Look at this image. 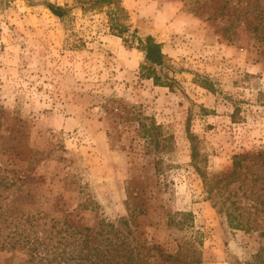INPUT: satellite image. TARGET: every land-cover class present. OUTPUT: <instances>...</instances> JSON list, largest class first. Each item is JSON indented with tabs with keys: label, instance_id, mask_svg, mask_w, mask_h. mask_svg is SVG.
<instances>
[{
	"label": "rangeland",
	"instance_id": "rangeland-1",
	"mask_svg": "<svg viewBox=\"0 0 264 264\" xmlns=\"http://www.w3.org/2000/svg\"><path fill=\"white\" fill-rule=\"evenodd\" d=\"M46 1L75 6L61 20ZM118 1L172 87L141 76L108 6L0 0V264H54L68 224L138 242L145 264H264V0Z\"/></svg>",
	"mask_w": 264,
	"mask_h": 264
},
{
	"label": "trees",
	"instance_id": "trees-1",
	"mask_svg": "<svg viewBox=\"0 0 264 264\" xmlns=\"http://www.w3.org/2000/svg\"><path fill=\"white\" fill-rule=\"evenodd\" d=\"M82 6L83 10H92L96 7L108 6L107 15L109 19L110 30L121 36L125 44L136 46L144 52V62L141 65V76L151 78L155 85H165L172 87L173 77L169 75L167 56L163 51V44L159 42L153 35L148 34L142 36L138 33V30L131 29L130 25L125 23L128 18L126 9L121 5L118 0H77ZM45 5L49 10L61 20H64L70 13V9L74 7V4H59L52 1H46ZM160 126L155 122L147 125L141 122V131L145 136H149L150 139L155 141L156 149L158 151L164 149V144L159 139ZM195 135H191L193 140ZM193 142V141H192ZM192 144V158L196 161L198 158L199 151L197 150L196 144ZM264 151H258L255 155L262 156ZM251 155L250 152H244L236 154L234 159V167L232 171L227 173L224 177L230 179L241 167L242 161ZM198 172L206 178L204 170L196 164ZM230 222L235 226H242L244 223L239 218L238 214H234L231 211H226ZM114 228L113 224H106ZM70 229L68 234L72 237L76 234H80L74 242L69 239H64L60 253L54 259V264H93L96 261L97 256L102 255V258H112L117 256L119 253H124L127 258L130 259L127 264H145L146 258L143 255L144 247L138 242L130 243L126 240V237L122 238L121 241H107L104 246L101 243L96 245L91 243L89 239L90 227L72 226L67 225ZM101 244V245H100ZM148 249V247H147ZM101 253V254H100ZM182 251L179 250L175 255L167 254V259H178L180 258ZM119 256V255H118ZM264 258V252L261 249L255 254V258ZM196 260V259H192ZM115 262V261H114ZM120 261H117L119 263ZM116 264V262H115Z\"/></svg>",
	"mask_w": 264,
	"mask_h": 264
}]
</instances>
